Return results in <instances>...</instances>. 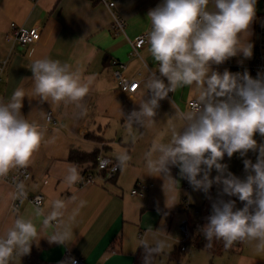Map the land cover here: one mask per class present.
Listing matches in <instances>:
<instances>
[{
    "label": "crops",
    "instance_id": "0c3cea01",
    "mask_svg": "<svg viewBox=\"0 0 264 264\" xmlns=\"http://www.w3.org/2000/svg\"><path fill=\"white\" fill-rule=\"evenodd\" d=\"M114 1L115 12L125 22L124 34L112 30L111 11L93 0H0V61L7 59L9 63L1 78L0 99L7 102L17 88H23L26 97L21 113L44 131V142L26 167L32 175L24 183L27 195H42V207L56 198L65 200V217L79 200L87 202L73 225L75 239L71 244H50L46 239L50 230L43 229L37 220L38 240L32 245L30 254L16 258L13 264H69L72 257L81 258L86 264H135L142 248L137 247L139 242L147 240L152 243L155 230L162 229L170 236L166 237V242H171V248L164 250L168 254V264H177L171 261L170 254L184 241L181 223L190 219L191 224H206L212 201L218 198L221 186L214 184L208 194L194 190L186 179L180 177L178 167L171 168L172 177L179 183L175 188H169V182L162 177L149 176L146 168L145 153L153 139L170 135L168 122L171 116L162 111V105L171 101L180 88L160 101L153 125L145 129L134 125L139 130L136 133L138 139L134 144L130 142L125 117L134 109L139 110L138 103L146 92L142 82L158 68L148 51V44L135 57L131 54L130 41L150 30L147 13L162 0ZM261 14H264V0H257L256 17L247 37L253 45L252 56L245 58L239 54L221 65H213L214 70L222 73L234 63L243 65L252 60L256 19ZM13 24L26 29L39 28L40 40L33 46L8 42ZM44 57L71 65L80 71L84 82L91 80L90 92L80 101L87 110L86 115H81L82 109L76 104H53L33 94L30 65L33 60ZM112 61L124 63L123 74L140 83L136 93L119 90ZM188 90L191 93L185 100L188 101L186 110L195 98L192 87ZM177 96L181 97L180 91ZM49 111L57 120L55 126L46 122ZM121 111L124 113L122 117ZM124 149L129 152L131 161L114 179L98 172L88 160H71L72 153H77L80 156L97 154L116 162V153ZM247 159L253 161V156L250 154ZM72 165L78 167L82 180L69 187L64 177ZM87 174H93L95 180L85 182ZM217 174L213 169L211 176ZM137 184L150 186L142 198L131 194ZM13 191L10 183L0 179V234L13 223L16 201L12 199ZM223 198L236 200L237 208H242L238 198ZM173 203L176 204L171 206ZM184 203L189 205V214L183 209ZM33 208L31 203L24 201L18 212L26 218H34ZM195 211L199 216L194 215ZM192 251L208 252V264H264V255H256L247 243H236L228 251L216 255L207 250Z\"/></svg>",
    "mask_w": 264,
    "mask_h": 264
},
{
    "label": "clouds",
    "instance_id": "9594fccd",
    "mask_svg": "<svg viewBox=\"0 0 264 264\" xmlns=\"http://www.w3.org/2000/svg\"><path fill=\"white\" fill-rule=\"evenodd\" d=\"M256 4L257 0H162L150 9L145 42L158 68L142 82L146 92L138 103L139 110L131 111L124 123L134 144L139 132L134 125L144 129L153 125L160 101L178 88L192 87L195 98L187 110L177 111L169 120L170 135L154 138L145 153L149 176L162 177L169 188H175L179 185L171 175L175 166L194 190L208 194L214 184L221 186L207 223L199 229L207 241L205 247L212 248L214 240L223 241L225 248L247 243L260 256L264 255V142L255 137L259 134L264 138V73L253 78L248 71L225 69L221 73L212 67L239 54L252 56L253 45L247 37L256 17ZM30 71L35 96L53 104H76L81 115L87 114L80 101L90 92L91 80L84 82L79 70L44 57L33 60ZM25 97L24 89L17 88L7 102L0 99V179L14 169L28 167L44 142L41 127L21 113ZM249 152L257 154L256 161L243 160V179L222 163L225 155L246 157ZM115 160L112 170H123L131 156L124 149L116 153ZM213 169L218 173L215 177L211 176ZM64 180L69 187L79 183L78 167L70 166ZM224 196L238 198L243 207L237 208L236 200H225ZM12 199L21 203L27 199L23 181H14ZM86 204L79 200L67 217V203L60 198L42 207L37 197L34 218L13 209V223L0 234V264H13L16 258L30 254L39 237L37 220L43 229L50 230L46 238L50 244H71L75 239L73 225ZM167 236L163 229L155 230L152 243L139 242L137 247L144 249L143 264H152L153 257L168 247ZM70 264H76L75 259Z\"/></svg>",
    "mask_w": 264,
    "mask_h": 264
},
{
    "label": "built area",
    "instance_id": "2783aa9c",
    "mask_svg": "<svg viewBox=\"0 0 264 264\" xmlns=\"http://www.w3.org/2000/svg\"><path fill=\"white\" fill-rule=\"evenodd\" d=\"M93 1L105 5L111 11L114 19L112 30L116 34H124L125 22L115 12V1L114 0H93ZM255 30H256L255 46H254V54L252 60L249 63L243 65H231L229 67V71L233 73H237V72L243 73L244 71H248L253 78H256L258 73H264V14H261L257 17ZM40 38H41V32L39 28L26 29L24 27H18L15 24H13L12 33L7 37V40L8 42H12L13 44H18L22 46H33L40 40ZM145 41H146V35H141L137 37L135 40L130 41L132 47V51H131L132 56L135 57L139 56V51L147 44ZM8 64L9 63L7 59L0 61V82L2 75L4 74L5 70L8 67ZM111 64L112 66L116 67V69L114 70V77L116 79L119 90L121 92L129 93V94L136 93L137 90L139 89L140 83L129 80L123 74V70L126 68L124 63L119 61H112ZM133 85H135V87H133ZM171 94L172 93H169V97ZM192 101L189 102V105ZM46 122L49 126L57 125V120L54 117L52 111H49L47 113ZM255 138L257 139L258 142H264V138L260 137L259 134H257ZM114 166H116L115 161L105 156H98L96 169L98 172L104 173L108 179H114L120 171L119 168H117L116 171H113L112 169ZM31 177L32 175L30 171L27 168H24L19 170L15 169L11 175H8V177L4 178L3 180L7 181L14 187V181H23V183H25L26 181H29ZM94 180H95V176L93 174L85 175L84 178L85 182L91 183ZM149 188H150L149 185L137 184V186L133 189L131 194L133 196L142 198L144 197V193ZM37 197L40 198L41 206H42L44 203V197L42 195H35V196L27 195V199H25L24 201H27L34 206V202L36 201ZM240 203L243 207V202ZM20 204L21 202L16 200L13 205V209L18 210ZM183 209L184 211H186L187 214H189L190 208L187 203H184ZM194 215L199 216V212L195 211ZM181 229L183 230V234H184L182 250L185 251V244L190 239L188 220L184 221V223L181 226ZM72 259H75L76 264H86L83 259L74 258V257H72L69 260V264Z\"/></svg>",
    "mask_w": 264,
    "mask_h": 264
},
{
    "label": "rangeland",
    "instance_id": "374dc122",
    "mask_svg": "<svg viewBox=\"0 0 264 264\" xmlns=\"http://www.w3.org/2000/svg\"><path fill=\"white\" fill-rule=\"evenodd\" d=\"M233 65H239V64L234 63ZM188 89H190V87H185L184 89L180 88L178 90V93L176 94V96H174V95L172 96V101H173L172 105L170 103V100H168L165 104L162 105V111L165 114H168L169 116H171L170 117L171 119L174 117L175 113L178 110H180V111L186 110L188 101H185V100L188 98V96L191 93V90H188ZM179 91L181 93V97L177 96L179 94ZM193 91L194 90L192 88V92ZM193 97H195V95ZM184 101H185V103H184ZM177 122L179 123V121H177ZM250 154L253 156V161L255 162L257 154L253 153V152H249L246 157H241L239 155V153L234 154L232 158H228L227 155H225L222 163H225L228 165V170L230 172H232L237 177L243 179L246 176V173L244 170V165H243V160L245 158L247 159ZM183 223H184V221L181 223V226ZM180 232H182V234H183V230L181 229V227H180ZM168 238H170V236H168L167 239ZM167 244H168V248L166 250L171 248V242L167 241ZM208 255L209 254L206 251L200 252V251H192L191 250L185 254L183 264H208V259H207ZM155 264H168V254L163 251L162 254L159 256V258L156 260Z\"/></svg>",
    "mask_w": 264,
    "mask_h": 264
},
{
    "label": "trees",
    "instance_id": "16d2710c",
    "mask_svg": "<svg viewBox=\"0 0 264 264\" xmlns=\"http://www.w3.org/2000/svg\"><path fill=\"white\" fill-rule=\"evenodd\" d=\"M97 154H92L90 156H80V154L72 153L71 160L74 162H78L81 160H88L92 162L95 166L97 165ZM105 175V174H104ZM191 220H188L189 225V232H190V239L185 244V251L182 250V245L175 250L173 253L170 254V259L172 262H175L177 264H181L182 259L185 257V254L188 253L191 250H207L210 251L213 255L216 254H222L226 251H228V248L224 247L223 241H213V247L207 248L205 247V244L207 241L205 240L202 232L199 231V229L202 227V225L199 223L191 224ZM143 256H144V249L141 248L137 257L135 264H143ZM159 257V254L153 257L152 264H155L156 259Z\"/></svg>",
    "mask_w": 264,
    "mask_h": 264
}]
</instances>
